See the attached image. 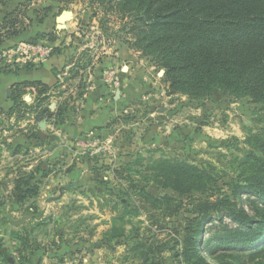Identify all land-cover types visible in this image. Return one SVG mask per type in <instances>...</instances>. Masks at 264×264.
Returning a JSON list of instances; mask_svg holds the SVG:
<instances>
[{"label":"rangeland","instance_id":"rangeland-1","mask_svg":"<svg viewBox=\"0 0 264 264\" xmlns=\"http://www.w3.org/2000/svg\"><path fill=\"white\" fill-rule=\"evenodd\" d=\"M64 11L72 13L68 27L52 33ZM44 20L48 37L72 46L69 67L41 102L32 87L23 95L27 106L13 104L11 89L10 97L0 92V264H192L189 237L200 235L201 249L235 224L223 206L202 219L194 211L204 206L190 200L198 193L179 198L158 187L153 173L165 162L196 166L214 180L209 202H233L231 183L264 174V104L224 91L203 99L176 92L164 69L131 48L129 19L88 0H0V55L15 53L0 60V75L25 67L17 48L35 39L1 44ZM94 72L109 90L101 98L108 121L73 135L70 126L87 115ZM134 187L177 198L178 214L158 227ZM251 200L240 195L236 208L250 213ZM140 240L151 241L148 257L132 249Z\"/></svg>","mask_w":264,"mask_h":264},{"label":"trees","instance_id":"trees-1","mask_svg":"<svg viewBox=\"0 0 264 264\" xmlns=\"http://www.w3.org/2000/svg\"><path fill=\"white\" fill-rule=\"evenodd\" d=\"M88 1L121 19H129L131 48L164 69L176 92L203 99L224 91L264 104V0ZM48 40L56 39L48 37ZM31 87L38 102L50 90L39 82L15 84L11 88L15 106L26 105L23 95ZM152 178L158 187L172 191L179 198L198 193L199 196L190 200L204 206L194 211L202 219L210 220L211 210L217 213L224 210L235 224L214 243H203L201 249H198L200 235L195 239L189 237L187 260L192 264H210L208 258L216 264H264V174L253 175L243 184L231 183L233 202L227 197L209 202L206 193L214 180L193 165L160 163ZM29 184L28 179L24 186L27 188ZM20 188L15 186L17 191ZM134 190L156 211L152 217L157 219L158 227L163 228L165 218L177 215L181 208L182 202L173 196L153 197L145 192V187ZM32 191L29 188L24 192L36 193ZM240 195L253 198L250 213L236 208ZM220 206L223 208L219 211ZM187 230L193 231L191 225ZM150 243L140 240L132 249L139 250L145 258L152 254Z\"/></svg>","mask_w":264,"mask_h":264},{"label":"crops","instance_id":"crops-1","mask_svg":"<svg viewBox=\"0 0 264 264\" xmlns=\"http://www.w3.org/2000/svg\"><path fill=\"white\" fill-rule=\"evenodd\" d=\"M67 27L68 25H66V28ZM49 30V23L47 20H44V22L40 24L33 25L32 28H30V32L27 31L24 36H18L15 39L8 40L1 44L2 47H5L17 43L22 39L28 40L30 38H34L35 40L33 43H40L43 45L45 44L47 46L52 45V47H50L51 54L48 57L40 59L37 57H26L24 58V60L26 61L22 59V62L27 63V66H21L16 74L7 73L0 75V92H6L8 89L10 90L15 84L18 83L39 82L50 88L58 82V79L60 78L59 73H62V71L66 70L69 67L66 66V60L67 54L72 50V46L67 39H64V41L56 39L54 42L48 40V35L52 31ZM56 30L58 29L55 19L54 31L52 33H55ZM34 35H41L42 38H36L34 37ZM53 49H57V52L52 53ZM70 66H73V64H71ZM94 73L95 80L94 82H92L91 80L93 75L90 76V86L86 91L88 99L85 102V105L82 107L84 108V111L87 113V115L84 116L85 119L82 124L78 123V125L76 126H70V133H72L73 135L99 128L101 126H104L108 121L109 110L105 108L106 103H104L103 99L101 98L105 96L109 90L101 82V73ZM97 98L101 99L100 103L97 102ZM98 106H100L99 109Z\"/></svg>","mask_w":264,"mask_h":264},{"label":"built area","instance_id":"built-area-1","mask_svg":"<svg viewBox=\"0 0 264 264\" xmlns=\"http://www.w3.org/2000/svg\"><path fill=\"white\" fill-rule=\"evenodd\" d=\"M17 54H21L24 58H46L51 54V49L47 45H43L40 43L28 42L25 44H21L19 48H17ZM15 54L13 51H6L5 53H1L0 60L9 59Z\"/></svg>","mask_w":264,"mask_h":264},{"label":"water","instance_id":"water-1","mask_svg":"<svg viewBox=\"0 0 264 264\" xmlns=\"http://www.w3.org/2000/svg\"><path fill=\"white\" fill-rule=\"evenodd\" d=\"M72 19V13L69 12V11H64L62 12L57 18H56V23H57V29L58 30H63L65 28V23L66 21ZM6 94L8 97H10V91L7 90L6 91ZM119 97V93L116 92V95H115V98L117 99ZM38 127L40 129H45V125L44 123H39L38 124Z\"/></svg>","mask_w":264,"mask_h":264}]
</instances>
